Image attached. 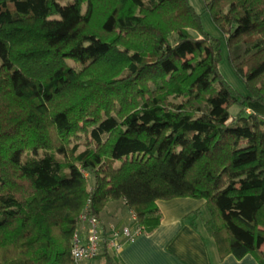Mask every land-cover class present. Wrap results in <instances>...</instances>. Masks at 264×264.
Here are the masks:
<instances>
[{
	"label": "trees",
	"instance_id": "obj_1",
	"mask_svg": "<svg viewBox=\"0 0 264 264\" xmlns=\"http://www.w3.org/2000/svg\"><path fill=\"white\" fill-rule=\"evenodd\" d=\"M203 3L247 95L191 0H0V264H75L87 206L150 233L176 199L264 264V0ZM109 237L95 261L119 264Z\"/></svg>",
	"mask_w": 264,
	"mask_h": 264
},
{
	"label": "crops",
	"instance_id": "obj_2",
	"mask_svg": "<svg viewBox=\"0 0 264 264\" xmlns=\"http://www.w3.org/2000/svg\"><path fill=\"white\" fill-rule=\"evenodd\" d=\"M196 3H200L199 9L204 13L201 1L196 0ZM212 30L215 32L213 27ZM255 110L264 115V107L256 106ZM204 207V201L193 199L159 201L160 226L126 242L122 250L115 254L119 264H260L253 256L242 259L232 255L220 257L215 241L205 230L203 218L195 216ZM107 210L116 214L110 226L106 213L100 219L108 233L112 229L119 232L130 227L135 229L132 212L124 201L110 202Z\"/></svg>",
	"mask_w": 264,
	"mask_h": 264
},
{
	"label": "built area",
	"instance_id": "obj_3",
	"mask_svg": "<svg viewBox=\"0 0 264 264\" xmlns=\"http://www.w3.org/2000/svg\"><path fill=\"white\" fill-rule=\"evenodd\" d=\"M132 218L136 224L135 229L125 228L121 232L111 230L108 233L109 249L114 253H119L126 242L133 241L136 236L142 233L138 225L137 216L132 213ZM107 230L104 229L100 218L92 213L87 206L79 217L78 229L72 239V257L75 264H92L100 254L103 236Z\"/></svg>",
	"mask_w": 264,
	"mask_h": 264
},
{
	"label": "rangeland",
	"instance_id": "obj_4",
	"mask_svg": "<svg viewBox=\"0 0 264 264\" xmlns=\"http://www.w3.org/2000/svg\"><path fill=\"white\" fill-rule=\"evenodd\" d=\"M201 3L204 5L203 0H200ZM193 6L195 7L196 11L201 15L202 18V22H203V26L205 31L210 34L213 38L218 39L221 42V51H222V60L220 63V71L222 73V75L224 76L225 80L241 95H247V88L244 84V82H242L234 73L230 62H229V56H228V49H227V44L225 41V38L222 34V32L215 26V24L213 23L211 17L209 16L208 13H206L204 11V13H202V11L199 9L200 7V3L199 5L196 3V0H191ZM205 9V6H204ZM212 27L215 30V32H212ZM69 64L74 67L76 70H81L82 66L80 64H77L73 61H70ZM232 115H237V113L239 112V108L237 107H233L230 110ZM249 113V112H248ZM84 137H83V141H84ZM87 175V174H86ZM88 176V175H87ZM89 181L91 182V178H89ZM108 206V205H107ZM106 206V208H107ZM106 208L104 210V212L101 214V217H103L104 213H106V219L108 221V226L111 225V222L114 221V216H116L115 212H109L108 210L106 211ZM109 219H108V218ZM131 228V227H130ZM112 252V251H111ZM113 253V252H112ZM115 255V254H114ZM116 257V255H115ZM92 264H101L100 261H95Z\"/></svg>",
	"mask_w": 264,
	"mask_h": 264
}]
</instances>
